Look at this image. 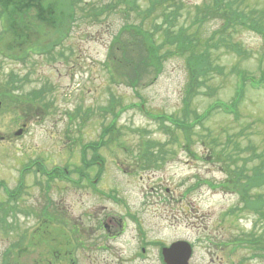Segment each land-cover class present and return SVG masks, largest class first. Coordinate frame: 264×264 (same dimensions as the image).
Listing matches in <instances>:
<instances>
[{
  "label": "rangeland",
  "instance_id": "374dc122",
  "mask_svg": "<svg viewBox=\"0 0 264 264\" xmlns=\"http://www.w3.org/2000/svg\"><path fill=\"white\" fill-rule=\"evenodd\" d=\"M85 1L92 0H81L77 5L84 9L104 8L112 0L84 5ZM129 1L116 0L115 10L102 13L99 21L79 10L77 23L66 27L58 46L41 54L32 51L23 60L9 56V37L2 41L6 27L0 21V182L4 184L0 186V264H103L100 259L106 252L94 248L83 251L80 244L90 243L87 239L94 223L92 215L98 212L100 216H125V210L108 193L126 197L130 213L146 220V226L152 225L148 218L154 211L165 216L169 210L165 204H170V198L176 199L173 205L177 218L171 222L173 225L165 226L168 218L158 219L151 226L149 239L164 243L177 238L189 241L194 247V261L264 264L263 256H251L250 249L232 245L236 242L255 249L250 242L258 241L260 233L264 236V222L250 210L233 211L240 205L233 187L217 188L233 170L246 168L249 172L256 166L264 172V35L248 24L238 26L235 21L224 30L225 17L231 13L224 8L212 14L210 0H176L182 6L177 22L187 29H183L186 35H197L204 47L189 35L193 41L183 50L175 44L162 46L160 53L165 56L159 72L144 65L132 68L124 63L123 53L118 56L121 47L115 44L114 48L110 42L118 25L126 17L141 18L139 12L149 3L133 0L130 6ZM231 1L232 10L250 14L264 26V0ZM126 4L130 13L127 16ZM55 34L47 30L33 37L39 42L46 38L47 43ZM126 36L123 33L117 44L121 46ZM223 38L226 41L222 42ZM202 51L206 52L209 66H218L223 73L207 70L198 77L200 85L187 90L185 59ZM238 71L263 83L248 81L238 95ZM235 99V115L215 106L230 105ZM188 105L197 112H205L210 106L214 110L209 111L202 125H193L189 132L149 116L180 114ZM192 111L186 114L190 120ZM23 124L21 134L15 135ZM108 126H113L111 132L103 135ZM210 138L217 144L215 147L210 146ZM147 139L174 154H168V159L156 168H139L137 148ZM102 142L97 151L104 159V167L95 187L107 195L93 192L90 182L84 188L74 182L79 178L76 167L85 165L82 157L89 158L91 147ZM221 147L231 149L232 156L217 159L214 152ZM36 161H41L47 170L68 167L71 181H53L45 188L47 177L36 171ZM28 164L29 172L21 174ZM96 169H84L89 180ZM233 177L238 185L245 182L242 175L235 173ZM20 182L25 187L16 196L14 188ZM252 192L264 194V184ZM155 199L159 201L153 205ZM143 215H147L145 219ZM73 224L79 229L70 234ZM216 238L223 243L221 247L209 245ZM137 242L138 238L133 239L128 247L133 249ZM146 256L126 264H160L154 246Z\"/></svg>",
  "mask_w": 264,
  "mask_h": 264
},
{
  "label": "trees",
  "instance_id": "16d2710c",
  "mask_svg": "<svg viewBox=\"0 0 264 264\" xmlns=\"http://www.w3.org/2000/svg\"><path fill=\"white\" fill-rule=\"evenodd\" d=\"M80 1L81 0H0V21L8 30H10L9 32L6 28H3L4 35L2 36V41L4 37H9L6 40L8 44L6 50L8 51L9 56H13L15 59L23 60L25 57L31 54L32 51H37L39 54L48 52L54 46L59 45L61 38L66 34V27L72 24V26H74V24L77 23L79 10L82 12V15L83 11L85 10L84 16L89 17L93 21H99L101 17L100 15H102V13L115 10L116 4L118 3L116 0H112L110 4L108 6H104V8L93 7L84 9L82 5H77V3ZM94 1L95 0L90 2L85 1L84 5L91 4ZM148 1L149 3L146 5V7L138 14L139 16L141 14V18L139 17L133 20L131 17H126L122 25L119 27L120 31L112 38L111 42L113 43V47L115 44L116 48L121 47L118 56L123 53V61L126 65H129L132 68H138L143 65L150 66L155 68L156 72H159L165 56L164 53H160L162 46H166L167 44H175L177 49L183 50L193 41V38H191L189 35L195 36L204 47L203 41L200 40L197 35H194L190 32H187L186 35L183 30L185 28L180 26L182 23L177 22V19L181 14L182 6H180L176 0ZM210 1L213 5L211 6V11H213L212 14H215L216 12L220 13L224 10V8L228 9V11L231 13L230 16L225 17V22L222 26L224 30L230 28L231 22L235 21L240 24L238 26L248 24L250 29L264 34V26L257 19L252 17L250 14L231 9V5L234 3L231 0ZM132 3L133 0L128 2L130 6ZM128 4H126V10L124 11L126 16L130 14L127 11ZM166 6L170 8H166ZM149 17H151V19H147ZM155 19L160 20L157 21ZM193 21H198L197 16L193 18ZM144 22L147 26L144 24ZM47 30L56 32L55 36L49 39L47 43L46 38L42 39L41 42H39L38 39H34V33L44 35L47 33ZM123 33H126L127 36L124 37L125 40L120 46L117 44V42L118 39H121V35ZM224 41L226 40L223 38L222 42ZM129 42H132L133 44L129 45ZM13 50L16 51L14 54H11L10 52ZM235 52L239 53L238 50H235ZM186 64L188 68V70L186 69L188 74L186 82L187 90L198 87L200 85V79H198L199 75H205L207 70H214L217 73H223V70L218 66H209L205 51L200 52L197 56L192 55L185 59V65ZM247 79L248 77L241 75L239 78V83L241 82L240 89ZM251 80H253V78H251ZM262 80L264 81V74L262 75ZM236 102L237 99L230 103L233 115H235L238 110V107L235 105ZM185 103H187L186 100ZM211 109L212 106H210L207 111L199 113L194 109H191L188 105L180 110V114L173 113L172 118L170 119H172L175 124L180 125L183 129H187L190 126L186 122V120H188L190 117V115H186L189 111L193 110L191 115L193 117L192 120L200 124L202 119L207 115V113H209ZM183 114L184 116H181ZM188 139H190V137ZM208 142L210 143L211 147H215L217 145L214 143L213 138L208 139ZM227 143L229 142L227 141ZM145 145L148 146L150 144L145 143ZM221 148L222 149H218L216 152H214V155L217 157V159L232 156L230 153L231 149L227 151L224 147ZM244 151H247V149ZM238 153H240L239 150H237V155L235 153L234 155L239 158L241 156H238ZM242 163L244 164L245 160H243ZM235 173L242 175L245 182L238 185L237 178L233 177V174ZM262 184H264V172H262L261 168L256 166H253L249 172L246 168L239 169L237 171L233 170L231 171L228 179L225 178L221 182V185L224 187L231 186L234 188V186H236L240 188L241 191H238V195L242 200V204H245L246 207L253 210H259L262 206L263 200L260 197L256 199V193L250 192L247 189L252 186H260ZM257 194L261 196L259 192ZM253 242L256 241L253 240ZM257 243L261 242L257 241ZM260 251L264 252V248H260Z\"/></svg>",
  "mask_w": 264,
  "mask_h": 264
},
{
  "label": "flooded vegetation",
  "instance_id": "af4514ba",
  "mask_svg": "<svg viewBox=\"0 0 264 264\" xmlns=\"http://www.w3.org/2000/svg\"><path fill=\"white\" fill-rule=\"evenodd\" d=\"M98 174L100 175L101 171L98 172ZM79 176L80 178L77 180V184L78 186H82L83 179L81 178L82 176L81 173L79 174ZM96 181L97 180H92L93 183H96ZM158 201L159 199H155L153 201V205H155ZM172 201H174V199L170 198V204L168 203L165 204V207H169V210L165 211V216H161V214L159 213L157 214L156 211L152 213V215L148 218L151 220L150 223H152V225L157 224L158 219H162V218H164V220L168 218V222H166V225H165L166 227L173 225L171 222L175 218H177V215H176L177 212H174V205ZM108 215L109 214L104 215L101 218H97L96 217L97 214H95L94 216L95 223L89 229L90 238L87 239V241L90 240V243L88 244L85 243V246H84V243L80 244V247L83 251H88L91 248H94L95 250L98 248H101L103 251H105L106 255H104L100 259L101 263L103 264H126L128 262H136L137 260L142 261V259H145L147 257L146 252H149V248L153 246L157 250L160 264H168L162 252L163 248L169 247L175 241L184 240V239L177 238V239L171 240L166 243L160 242L157 239L150 240L149 237H150V233L152 234V231H150L152 230V227H151L152 225L148 226L147 224L146 226L145 225L146 220L142 221L138 215L130 216V219H132L135 226L130 227L129 229H127V231L125 228V223H126L125 217L115 216V215L108 216ZM146 216L147 215H143L144 219ZM79 218H81V216H79ZM73 229L78 230L79 228L76 226ZM147 231H149L148 236L146 234ZM218 231L220 232L221 230L218 229ZM136 238H138V242L134 245L133 249H130V247H128L129 246L128 242L132 241L133 239L135 241ZM89 244H91L90 249H86V247H88ZM222 244L223 243L218 242V239L216 238L213 242H210L209 245L214 246V247H221ZM224 246H226V244H224ZM129 249L132 250L131 251L132 255L130 256L128 254V252L130 251ZM214 250H217V248ZM107 253H110L109 256L111 257L113 256V259L111 257L110 259H108ZM194 253H195L194 247L191 245L190 252H189L187 259L186 257H184L186 256V253L183 254L182 251L181 252L173 251L170 255H168L167 258H169L174 263L183 258L184 262L186 259V264H201L200 262H198V260L194 261ZM91 258H93L94 260H97L95 255H91Z\"/></svg>",
  "mask_w": 264,
  "mask_h": 264
},
{
  "label": "water",
  "instance_id": "95a60500",
  "mask_svg": "<svg viewBox=\"0 0 264 264\" xmlns=\"http://www.w3.org/2000/svg\"><path fill=\"white\" fill-rule=\"evenodd\" d=\"M180 246V244H176L175 245V247H179ZM186 250H188L187 248L184 250V252L186 251ZM172 252H168V253H166L165 254V259L167 260V262L169 263V264H186V259H185V262H184V260H183V258L182 259H180L179 261H177V262H172L169 258H167L168 257V255H170Z\"/></svg>",
  "mask_w": 264,
  "mask_h": 264
}]
</instances>
